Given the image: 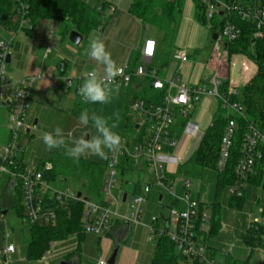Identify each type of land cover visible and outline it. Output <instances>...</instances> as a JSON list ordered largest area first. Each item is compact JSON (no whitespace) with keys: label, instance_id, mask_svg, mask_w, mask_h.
Returning a JSON list of instances; mask_svg holds the SVG:
<instances>
[{"label":"built area","instance_id":"2783aa9c","mask_svg":"<svg viewBox=\"0 0 264 264\" xmlns=\"http://www.w3.org/2000/svg\"><path fill=\"white\" fill-rule=\"evenodd\" d=\"M200 2L204 6L207 25L211 31V20L214 17L219 23V31L205 63V69L209 73L208 79H202L190 86L181 83L177 73L171 78L159 77L157 68L153 67L150 61L156 46L155 40L151 38L144 40L140 60L133 70L129 69L127 63L118 65L121 75L117 80L122 86H129L133 76L147 78L151 80V89L161 92V98L159 103L136 98L129 104L127 116L135 131L129 136L121 135L124 141L122 148L116 153L108 154L101 187L102 203L89 200L82 194L78 196L70 188H56L55 181L49 179V173L53 169L51 161L43 160L41 165L31 166H24L20 161V139L35 128V125L28 122L27 112L35 78L13 79L10 76L6 70V58L11 53V41L0 39V106L5 111L3 127L7 132L5 142L0 143V180H4V186L17 188L20 192L19 204L28 224L53 226L57 221L58 210H66L71 203L80 202L83 205L80 217L82 232L103 236L109 232L115 221L140 224L146 195L155 188L160 196L163 191L182 202L184 208L169 207L166 215L151 216L146 225L147 240L155 241L157 236L167 235L186 264H214L207 256V236L210 230L207 207L192 194L191 180L185 176H177L179 166L189 158L188 154L180 155L177 149L185 134H198V137L201 133L198 131V124L188 118L196 104L202 98L209 102L212 99L216 102L219 100L220 114L227 119V123L216 164L218 173L223 171L228 159L232 139L238 129V118L243 119L244 126L241 155L234 169L236 182L229 186L228 192L231 196L241 197L248 186L252 185L250 179L255 178L259 172L264 176V134L249 119L244 106L237 99L240 87L253 73L255 65L241 55L229 57L226 49L227 43L235 41L240 35V29L233 22L235 15L254 24L253 39L264 37V0H249L247 3L236 0ZM97 10L102 11L101 6H98ZM23 27L29 28L26 21H21L20 29ZM49 51L50 47L46 49V53ZM173 59L179 65L187 62V50H175ZM86 74L87 72H81L68 79L67 87H74L79 95L78 89ZM233 97L236 99H232ZM178 118L185 119L186 123L181 134L176 137L174 129ZM122 158L130 161L138 172L146 170L152 177L143 185L141 192L131 197L127 213L119 212V206L123 202L122 194L117 196L113 192L117 182V167ZM7 211L0 208V225L3 227L0 256L3 259L16 249L15 245L8 241L11 233L7 229ZM261 211L262 217L249 223L248 228L264 226V207ZM248 216L250 218V215ZM56 242H51L46 254L52 253ZM260 249L264 252V248ZM95 264H107V259H99Z\"/></svg>","mask_w":264,"mask_h":264},{"label":"trees","instance_id":"16d2710c","mask_svg":"<svg viewBox=\"0 0 264 264\" xmlns=\"http://www.w3.org/2000/svg\"><path fill=\"white\" fill-rule=\"evenodd\" d=\"M182 6L183 0H132L128 12L143 24L154 26L166 34L173 35ZM194 7L196 21L200 25L205 26L207 19L204 13V6L200 0H194ZM101 10H97L96 6L90 5L86 0H0V26L10 32H16L21 21H26L29 25L26 31L31 32L38 20L49 19L65 23L85 38L91 32L104 28L106 23L103 17V10H105L104 2L101 4ZM2 15H6L5 20L1 19ZM233 22L240 29V35L235 41L227 43L226 49L229 57L241 55L255 65L253 73L240 87L239 98L237 99L244 106L249 119L264 134V37L261 39L252 38L254 24L251 22L243 21L236 15L233 16ZM211 23L213 26L212 35L217 34L219 31L217 18L214 17ZM136 60H138V56ZM150 82L151 80L147 78L132 77L129 84L132 92L128 98V106L136 98L143 99L146 102L152 100L156 103L160 102L161 92L152 90ZM232 99H236V97ZM220 112V101L217 100L215 113L210 125L204 130L197 147L187 161L182 166H179L178 173L184 171L188 175H194L198 170H216L220 143L227 123V119ZM185 123V119H178L175 126L178 133L176 137L183 131ZM243 128V119L238 118V129L232 139L225 167L222 172L217 173L218 191L236 182L234 169L241 155L240 146ZM134 131V125H132L126 113L125 134L129 136ZM46 160L51 161L53 164V169L49 173L51 181H55L59 174L65 173L69 168L79 170L82 175L79 182L80 187L75 190L73 189V191L81 193L89 200L102 203L99 188L103 171L107 164L106 161L100 162L81 158L77 162L67 157L60 159V157H56L54 154H51ZM20 161L22 160L20 159ZM127 162L126 158L121 159L119 164L121 170L124 169V164ZM42 163L43 160L38 165ZM129 168L131 167L129 166ZM250 183L264 188V176L259 172L255 178L250 179ZM244 196L245 194H242L241 197L231 196L229 206L236 209L241 208L244 204ZM19 201L20 192L17 188H11L9 185L3 187L0 208L6 210L16 208L17 216L22 218L28 236L26 243V259L28 261L41 259L48 251L51 242L65 240L71 235L76 236L79 243L83 240L84 233L80 225V217L83 210L82 203L74 202L69 205L68 209L58 210L55 225L38 226L30 225L24 220ZM212 206L213 212L210 218V230L207 241L216 236L221 228V208L218 201L214 202ZM201 207L203 206L201 205ZM2 234L3 227L0 225V247L2 244ZM119 240L115 241L116 246ZM244 241L251 249L257 247L264 248V226L249 227ZM207 256L212 258L209 247H207ZM182 261H185V259L176 251L174 243L170 241L167 235L155 238L150 264H179ZM227 263L234 262L228 259ZM243 264H247V262Z\"/></svg>","mask_w":264,"mask_h":264},{"label":"crops","instance_id":"0c3cea01","mask_svg":"<svg viewBox=\"0 0 264 264\" xmlns=\"http://www.w3.org/2000/svg\"><path fill=\"white\" fill-rule=\"evenodd\" d=\"M102 2L105 3L103 17L105 18V14H107L108 20L113 21L116 27L113 31H110V33L108 32L104 35V29L107 24L105 18L106 23L104 28L97 31L103 33L102 38L105 36L106 44L112 39L118 40V47L114 50V52H111L112 56L116 59L118 65H122L124 63L128 64L133 54H135L136 57L138 56V60L136 61L139 62L144 40L148 38L146 36L147 30L151 27H155L148 24H143L128 12V8L132 0H101L94 6H101ZM191 20L195 23L191 22ZM180 24H191L190 26L192 27V32L188 35V37L183 35L182 28L179 26ZM177 27L178 31L175 32V42L177 46L171 51L170 54H167L165 49H162L159 43L155 40V52L150 58V61L153 65L154 61L160 59L158 61L159 66H156L155 68H162V70L165 72L163 78L173 77L176 73L178 74V70L180 68L182 73L188 77L184 79L179 77L180 82L193 86L202 80L200 75L198 73L195 74L194 68H191L187 62L179 65V63L173 59V52L177 49H185L188 52L189 59V56L191 53L193 54V51L203 49L206 32L209 35H211L212 32L207 24L202 26L196 21L194 0H183L182 11L180 13L176 29ZM108 28L109 27L107 25V29ZM35 29H37V33H34ZM56 29H66L67 32H65V34H68L73 30L70 26L63 22L49 19H40L35 23V26L31 32L23 31V28L19 29V32H10L11 53L9 63L13 62L16 67H19V69L15 67L17 69H15L16 74L8 73L13 79H21L24 77L35 78L34 85L30 92L29 102L41 93L46 94L49 90H57L59 87H62V90L64 93H66V95L59 93L60 96L56 95V97H58V100L64 103L63 105L66 107L65 109L68 110L69 113L75 114V106L70 104L71 98H69L67 95L72 92L76 101L77 93L73 87H67L68 79L75 77L81 72L93 70L97 66L89 56H86L87 52L84 53V51L78 50L76 47H74L78 46L81 42L78 45L72 44L69 40V37L66 36L67 34L65 35V38L61 39L56 44L53 39ZM157 30L161 31L159 29ZM185 39H187V42H185L186 44L184 43ZM14 40L16 42L13 45L12 43ZM19 42L23 43V46H21ZM48 42H53V44H55V49L48 45ZM48 47H50V51L46 53V49ZM207 59L208 58H206V60ZM204 101L208 102V108L206 109V114H208L210 102L206 99H204ZM2 110L4 111V109ZM211 120L212 117L210 120H206L204 129L201 127V133L196 138L197 143L194 146L195 148L197 147L204 130L210 125ZM28 122L37 126L39 119L32 118L28 114ZM1 124L2 122H0V125ZM191 136L192 135L190 134H185L181 138L179 147L177 149L180 155L183 154L182 150L184 152V149H186L189 143V137ZM186 141L188 143L184 147ZM193 151L194 150H192L190 154L187 152L188 156H190ZM51 154H54V151L50 150L47 156L42 158L40 157L33 164L37 165L41 160H46ZM82 158L92 160L91 156ZM20 159L24 165L29 166L26 163L24 156L20 155ZM139 192L140 190H136V187H134L132 193L123 191L119 193V195L122 194L123 196V202H121V205L119 206L120 213L128 212L129 200L134 194ZM154 196H156L155 211L158 208L157 212L146 214L148 209L147 212L144 209L140 224L134 225L131 223H126V225H124V222L115 221L111 225L109 232L103 236L84 234L83 240L80 243L74 235L69 236L65 240L57 241L52 247V251L54 253L47 261V264H57L61 261H71L73 264H84L82 263L83 255L88 253L90 249H95V251H97V257L95 258L94 264L99 259L108 260L116 246L115 241L119 239L120 240L117 245L118 250L113 264H150L154 249V241L150 243L147 240L148 233L146 225L149 223L151 216L167 214L166 211L164 213L163 210H161L162 206L165 207L163 203V193H161L160 196V193H158L156 190ZM194 196L199 199L206 207L209 205L207 201L201 200L198 194ZM169 205L170 206H167L168 208H184V204L177 199L175 200V203H170ZM242 208L243 206L238 209H231L240 211ZM248 226V224H243L242 219H240L238 223H233L230 228H226L224 225L222 226L221 223V228L217 235L208 240L209 252L214 264H228V259L234 262L230 264H243L244 262H247V264H260L261 258H264V252H262V249H260V247L251 249V247L248 246L244 241ZM144 241L146 243H144ZM1 258L3 259L2 256ZM40 260L41 259L36 261ZM179 264L186 263L185 261H182Z\"/></svg>","mask_w":264,"mask_h":264},{"label":"rangeland","instance_id":"374dc122","mask_svg":"<svg viewBox=\"0 0 264 264\" xmlns=\"http://www.w3.org/2000/svg\"><path fill=\"white\" fill-rule=\"evenodd\" d=\"M90 5L94 6L96 3H98L101 0H86ZM241 3H247L249 0H237ZM104 16V15H103ZM108 15L105 14V18L107 21L106 27L104 29V35L107 34L110 31H113L116 27L115 23L113 21L108 20ZM191 22H193L191 20ZM195 23V22H193ZM108 25V29H107ZM191 24H180L179 26L182 28V33L184 36H187L192 32ZM20 29V26L18 27L17 31ZM28 27H23V31H26ZM22 31V30H21ZM178 31V27L175 30V32ZM19 32V31H18ZM55 36L54 41L57 44L61 39L65 38L66 36L69 37V33L66 35L65 32H67L66 29L55 30ZM37 33V29H35V32ZM66 35V36H65ZM146 36L148 38L156 40L162 49H165L167 54H170L171 51L177 46L175 42V36L171 34H166L163 31H158L157 28H149L147 30ZM103 37V33L95 30L91 32L87 37L83 38L81 43L76 47L78 50H82L85 52L88 51L89 44L93 39L99 38L102 39L105 44V36ZM11 34L10 31L3 29L0 26V39L3 40H10ZM118 40L112 39L110 42L106 44L107 49L110 52H114V50L118 47ZM15 40L13 41V45L15 44ZM187 42V39L184 40V43ZM203 49L193 51V54L191 53L189 56V59L187 61V64L191 66V68H194V73H198L200 75L201 79H208L209 73L205 69V63L206 58L209 57V53L211 50V45L213 44L212 40V34L209 35L206 32V37L204 41ZM21 46H23V43L19 42ZM186 44V43H185ZM48 45L52 46L55 49V44L53 42L49 43ZM187 48V47H185ZM88 57V55H86ZM113 57V56H112ZM113 59L116 61V59L113 57ZM160 60V59H159ZM156 60L153 63V67L159 66L158 61ZM91 62V61H90ZM117 62V61H116ZM138 61H136V56L133 54L129 60L128 66L130 70H133L136 66ZM90 64V63H89ZM184 64V63H183ZM14 65V63H7L6 70L10 74L15 73V69H19V67ZM16 69V70H17ZM158 70V76L163 78V75L165 72L162 70V68L157 69ZM16 74V73H15ZM178 76L182 79L188 78L184 73H182L181 69L178 70ZM75 83V82H74ZM61 85V84H60ZM209 87L208 85H206ZM74 88V87H73ZM131 87L130 86H122L120 95L115 98L112 103L108 105H100V104H86L84 103L81 96L77 94L76 101L75 96H73V93L71 92L69 95H67L70 100V104L72 106H75L76 112L75 114L69 113L68 110H66L64 107V103H62L59 98L56 97L60 96L59 93L62 95H66V93L63 92L62 87H59L57 90L52 89L49 90L46 94H39L36 96V98H33L32 101L29 102L27 112L32 118H38L39 123L33 130H31L30 133H25V135L20 139V143L22 145V152L21 155L24 156V159L26 163L31 166L36 160H38L40 157L47 156L48 150L46 149V146L43 143V140L41 138L43 132L52 131L56 126H60L63 128L65 132V139L66 141H71L74 138H79L81 135H84L85 133L88 134L87 138H90L91 135H95V129L89 125L88 127L82 126L78 122L79 114L82 110L85 108H88L90 111L94 110L100 114L103 115H111L114 112H118L120 115V120L118 122V128L116 129L120 135H126L125 134V126H126V113L128 111V98L131 94ZM154 92V91H153ZM200 103V105H199ZM196 104L195 111L191 112L188 115V118H191V120L198 124V131H201V127L204 129V124L206 120H210L211 117H213L216 109V101L214 99L211 100L209 103V112L206 114V109L208 108V102L204 101L202 98L200 102ZM0 122L2 124L0 125V143L5 142V139L7 137V132L3 127V123L6 119L5 117V111H3L0 107ZM179 119V118H178ZM175 136L177 133L176 129H174ZM70 134V135H69ZM198 135V134H197ZM197 135H193L189 137V143L186 141L184 144L187 145L186 149H184V152L182 150L183 155H186L187 152H190L192 150H195V145L197 143ZM54 151V156L56 157H68L65 154V150L63 148L60 149H52ZM91 156L92 160L105 162L106 159H101L97 156ZM72 159V158H71ZM59 160V159H58ZM121 161V160H120ZM120 164V163H119ZM183 165V164H182ZM180 165V166H182ZM129 166L131 168H129ZM105 170V169H104ZM217 171L216 170H198L194 175H188L184 171H181L178 173V177H188L192 184V194L193 195H199V198L201 200H205L209 203V205L206 208L207 218L208 220L211 218L212 215V203L218 201L220 205V217H221V223L222 226L224 225L226 228H230L233 223H238L240 219H242L243 224H249L255 219L262 217V207H264V188L262 186H254L250 185L245 190V196H244V204L243 208L239 211H236V209L232 210L229 206V199L231 197L230 193L228 192V188L224 187L218 191L217 189ZM104 174V171H103ZM80 177H82L79 170H75L74 168H69L68 171L65 173L59 174L54 182V185L56 188L64 189V188H70V189H77L80 187ZM117 182L115 187L113 188V192L115 195H119L121 191L123 192H129L132 193L134 187H136V190H140L143 187L145 183L150 181L152 179L151 175L146 170L139 171L137 169H134L132 163L129 161L126 164H124V169L121 170V168L117 167ZM103 181V176H102ZM102 181L100 185V192L102 187ZM4 187V180H0V201L2 197V190ZM85 190V189H84ZM178 191V190H177ZM156 192V189L153 188L150 193L146 195V203L144 205V209L147 212L146 214H151L153 212H157V209L155 211L156 207V196H154V193ZM180 192V190L178 191ZM164 198L163 203L165 205L161 207V210L166 213L168 212V207L170 206V203H175V198L166 195L162 191ZM101 192V196H102ZM230 207V208H229ZM231 209V210H230ZM250 215V218L249 216ZM5 217L7 219V229L10 231L11 236L9 238V242L13 243L16 247V252L14 254H8L5 259H2L0 256V264H47V261L53 255L52 253L45 254L43 258H41L40 261H28L26 259V243L28 240V236L25 231V224L22 222V218L17 216V210L16 208H11L7 211L5 214ZM24 218V217H23ZM25 220V219H24ZM26 221V220H25ZM152 243V241H149ZM144 243H146L144 241ZM51 246V243L49 244V248ZM262 248V247H261ZM49 250V249H48ZM97 251L95 249H90L88 253L83 255L82 263L84 264H94L95 258L97 257L96 254ZM50 255V256H49ZM264 263V258H261L260 264Z\"/></svg>","mask_w":264,"mask_h":264},{"label":"clouds","instance_id":"9594fccd","mask_svg":"<svg viewBox=\"0 0 264 264\" xmlns=\"http://www.w3.org/2000/svg\"><path fill=\"white\" fill-rule=\"evenodd\" d=\"M87 55L97 67L87 72L79 86V95L86 104L108 105L120 95L122 85L117 77L121 75V69L102 39L90 42ZM119 120L118 112L103 115L85 108L79 114L78 122L85 127L91 125L95 135L86 139L88 134L85 133L69 142L63 128L56 126L52 131L43 132L41 138L47 150L63 148L65 154L77 162L90 155L106 159L109 153H116L123 146V137L116 130Z\"/></svg>","mask_w":264,"mask_h":264},{"label":"water","instance_id":"95a60500","mask_svg":"<svg viewBox=\"0 0 264 264\" xmlns=\"http://www.w3.org/2000/svg\"><path fill=\"white\" fill-rule=\"evenodd\" d=\"M1 19L5 20L6 19V15H2ZM215 38H216V34H213L212 35V40H214ZM82 39H83V36L81 34H79L75 30H72L69 33V40L74 45H78L82 41ZM6 61L9 63L10 55L7 56ZM77 195L80 196L81 193L78 192ZM3 212H5V210ZM117 250H118V246H115V248L113 249L110 257L107 260V264H113L114 263V260H115L116 254H117ZM57 264H73V263L71 261H61L60 263H57Z\"/></svg>","mask_w":264,"mask_h":264},{"label":"snow or ice","instance_id":"6c2138e0","mask_svg":"<svg viewBox=\"0 0 264 264\" xmlns=\"http://www.w3.org/2000/svg\"><path fill=\"white\" fill-rule=\"evenodd\" d=\"M149 51H151V44H149Z\"/></svg>","mask_w":264,"mask_h":264}]
</instances>
